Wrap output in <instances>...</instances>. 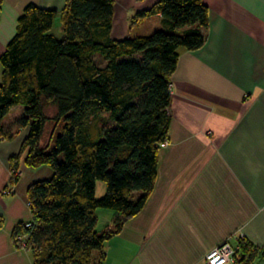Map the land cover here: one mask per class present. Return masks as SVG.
Returning a JSON list of instances; mask_svg holds the SVG:
<instances>
[{
  "label": "trees",
  "instance_id": "obj_1",
  "mask_svg": "<svg viewBox=\"0 0 264 264\" xmlns=\"http://www.w3.org/2000/svg\"><path fill=\"white\" fill-rule=\"evenodd\" d=\"M114 14L115 0H67L60 11L29 3L0 57V135L13 136L3 121L16 106L23 114L13 127L29 129L13 166L27 151L26 167L53 169L29 187L32 226L14 232L28 236L34 264L105 263L106 243L154 190L178 49L207 41L204 0H158L138 12L137 21L162 15L163 29L150 35L114 39ZM59 16L61 37L51 32ZM99 209L115 212L103 230ZM240 243L235 264L264 256V246Z\"/></svg>",
  "mask_w": 264,
  "mask_h": 264
},
{
  "label": "crops",
  "instance_id": "obj_2",
  "mask_svg": "<svg viewBox=\"0 0 264 264\" xmlns=\"http://www.w3.org/2000/svg\"><path fill=\"white\" fill-rule=\"evenodd\" d=\"M157 1L115 0L111 36L129 37L136 22L151 17L158 19L154 28L162 29L161 14L135 20ZM0 2L1 57L29 3L60 11L67 0ZM204 2L207 41L196 50L178 49L168 145L159 151L154 190L143 210L106 243L104 264H206V256L227 240L237 251L243 239L264 246V0ZM51 32L63 35L59 27ZM2 73L0 62V81ZM22 114V106L14 107L3 121L13 136L0 135V264H34L32 250L14 232L33 218L30 185L53 175L49 166L26 167L27 151L14 168L11 159L21 154L29 132L13 127ZM99 188L103 196L106 186ZM98 214L103 230L115 212ZM252 264H264V256Z\"/></svg>",
  "mask_w": 264,
  "mask_h": 264
},
{
  "label": "built area",
  "instance_id": "obj_3",
  "mask_svg": "<svg viewBox=\"0 0 264 264\" xmlns=\"http://www.w3.org/2000/svg\"><path fill=\"white\" fill-rule=\"evenodd\" d=\"M168 145V141H165L161 144V147H165ZM19 174L20 170L14 171ZM11 190L5 189L4 193H9ZM30 205V202H29ZM32 221L25 222L26 227L32 226ZM18 242L22 244L23 247L28 248L30 245L28 243V236L25 234H18L15 238ZM237 249L234 248L230 242L224 241L217 247H215L207 256H206V264H234L237 260Z\"/></svg>",
  "mask_w": 264,
  "mask_h": 264
},
{
  "label": "rangeland",
  "instance_id": "obj_4",
  "mask_svg": "<svg viewBox=\"0 0 264 264\" xmlns=\"http://www.w3.org/2000/svg\"><path fill=\"white\" fill-rule=\"evenodd\" d=\"M157 20H158L157 18L151 17V19H147L143 23L142 22H139V23L136 22L134 24V27H133V29L131 31L130 36H135V35H150V34H152L154 31H156V29L154 27H155V24L158 22ZM57 27H59V28L62 29V24H61L60 16L55 21L54 28H57ZM55 30L56 29H54V31ZM4 123H5V121H4ZM101 183L105 185L104 182L99 181L98 182V185H97V192H99V189H100L99 188V184H101ZM97 197H102V196H100V194L98 193L97 194Z\"/></svg>",
  "mask_w": 264,
  "mask_h": 264
}]
</instances>
